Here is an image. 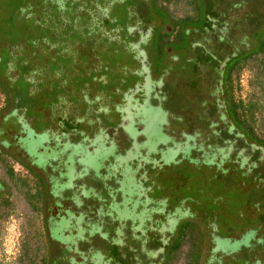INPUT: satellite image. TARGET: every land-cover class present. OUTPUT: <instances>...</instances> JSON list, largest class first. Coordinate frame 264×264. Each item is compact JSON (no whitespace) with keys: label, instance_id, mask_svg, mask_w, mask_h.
Returning a JSON list of instances; mask_svg holds the SVG:
<instances>
[{"label":"rangeland","instance_id":"rangeland-1","mask_svg":"<svg viewBox=\"0 0 264 264\" xmlns=\"http://www.w3.org/2000/svg\"><path fill=\"white\" fill-rule=\"evenodd\" d=\"M12 58L0 264H165L184 220L198 264H264V143L222 91L244 64L264 138V0H0V73Z\"/></svg>","mask_w":264,"mask_h":264},{"label":"trees","instance_id":"trees-1","mask_svg":"<svg viewBox=\"0 0 264 264\" xmlns=\"http://www.w3.org/2000/svg\"><path fill=\"white\" fill-rule=\"evenodd\" d=\"M50 3L51 2H49V4ZM175 18L178 19L179 17L178 18L175 17ZM10 62L11 64H7V63L4 64L3 66L4 70L2 71V73L4 74L2 75V73H0V85H2L3 87L5 86V80H6L5 75L6 73L7 74L9 73L8 71L12 69V66L14 65L13 58L11 59ZM23 65L27 67L25 68V71L29 69L28 65L26 64ZM242 66H240L239 70L241 69ZM239 70H237L236 67H234L232 70H230L231 76L226 78L223 77L224 78L223 90H224V95L226 96L228 115L232 120V122L234 123L233 127H235L241 133L242 136L259 145L260 148L261 144L264 143V138L257 136V134L255 133V125H254L255 106L253 103L251 104L245 103L241 98H237L234 94L235 79H237L239 76L238 74ZM9 173L18 174L17 172H15L13 167H11ZM191 223H195V222L184 220L182 223H180L175 242L170 248L165 264H172L173 261L170 263V260L174 258V255L179 251V249L182 247L184 242L187 240L188 241L191 240V244H192L190 253L191 251L195 250L196 255L195 257L194 255H192L193 258L192 259L190 258L191 260L189 259L186 264L199 263V259L201 256L200 255L201 234L198 225L195 223L196 225L191 226L190 225Z\"/></svg>","mask_w":264,"mask_h":264},{"label":"flooded vegetation","instance_id":"flooded-vegetation-1","mask_svg":"<svg viewBox=\"0 0 264 264\" xmlns=\"http://www.w3.org/2000/svg\"><path fill=\"white\" fill-rule=\"evenodd\" d=\"M223 78V77H222ZM222 91H223V95H224V90H223V87H222ZM224 110L227 112V114H228V108H227V106L224 108ZM232 124H234V123H232Z\"/></svg>","mask_w":264,"mask_h":264}]
</instances>
